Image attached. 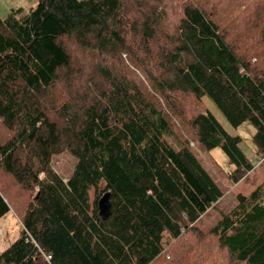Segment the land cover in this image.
I'll return each instance as SVG.
<instances>
[{
	"label": "trees",
	"instance_id": "1",
	"mask_svg": "<svg viewBox=\"0 0 264 264\" xmlns=\"http://www.w3.org/2000/svg\"><path fill=\"white\" fill-rule=\"evenodd\" d=\"M242 7L252 22H227L209 0H37L0 19V173L20 187L0 181V219L13 209L23 223L0 264H153L172 239L199 234L225 191L189 140L168 141L158 95L178 114L188 110L176 95L198 99L190 124L200 145L226 154L233 183L254 169L264 158V0ZM205 96L232 125L255 126L254 157ZM65 151L77 158L68 179L53 166ZM208 233L226 252L218 264H264V181Z\"/></svg>",
	"mask_w": 264,
	"mask_h": 264
},
{
	"label": "rangeland",
	"instance_id": "2",
	"mask_svg": "<svg viewBox=\"0 0 264 264\" xmlns=\"http://www.w3.org/2000/svg\"><path fill=\"white\" fill-rule=\"evenodd\" d=\"M245 1L246 0H209V3L213 2L215 4L216 14L226 18L227 22L234 16L241 20L250 17L252 22L254 12L253 10H247L245 7H242ZM36 5L37 0H0V19H5L12 9L22 8L27 11ZM243 22V24H245V21ZM240 28L244 31V34L252 30L250 25L247 27L240 25ZM70 50L74 56V62L76 60L81 61V57L78 58L80 54L77 50L73 49V47H70ZM140 80L150 88V83L147 80L143 78ZM192 96V94L181 97L175 96L178 102L181 101L185 109L188 110L187 114H178L170 109L164 94L158 95V98L162 102L160 106L165 109L174 127V134L168 137V141L177 147L180 142L189 140V145L195 150L198 157L211 172L213 177L221 183L220 186L225 191V194L216 203L214 208L210 209L196 224L197 228L200 230L199 234L194 232L187 233L186 231V233L178 239H172L171 242L166 245L163 256L153 264H171L174 260H180L181 264H218L217 262L225 256L226 252L224 249L220 248L217 237L209 233L207 234L209 228L216 223L223 213L229 212L237 204V195L239 193L248 194L264 181L263 157L258 156L257 160H255L256 165L254 169L242 180L233 183L227 176L232 170L233 165L229 162L223 150L220 147L208 150L199 144L195 130L190 124V120L195 113L193 108L198 106L199 101L196 97ZM204 100L208 108L212 110L231 134L241 135L244 138L241 143L242 148L248 156L254 157L256 155L254 149L255 145L251 136L256 131L255 126L250 121L244 122L238 127L232 125L208 96H205ZM0 134L5 135L7 132L0 127ZM76 161V156L65 151L54 157L53 166L64 178L68 179L74 170ZM0 181L9 185L8 191L19 193L18 189L20 187L10 176L0 173ZM91 197L92 200L95 199L94 189L91 190ZM0 228L3 229V234L0 236V250H4L19 237L23 229V223L18 213L11 209L6 216L0 219Z\"/></svg>",
	"mask_w": 264,
	"mask_h": 264
},
{
	"label": "water",
	"instance_id": "3",
	"mask_svg": "<svg viewBox=\"0 0 264 264\" xmlns=\"http://www.w3.org/2000/svg\"><path fill=\"white\" fill-rule=\"evenodd\" d=\"M100 215L103 218H108L111 214L110 193L106 192L99 200Z\"/></svg>",
	"mask_w": 264,
	"mask_h": 264
},
{
	"label": "built area",
	"instance_id": "4",
	"mask_svg": "<svg viewBox=\"0 0 264 264\" xmlns=\"http://www.w3.org/2000/svg\"><path fill=\"white\" fill-rule=\"evenodd\" d=\"M2 234H3V229L0 228V236H1ZM46 258H47L48 260H50V259H51V256H50V255H47Z\"/></svg>",
	"mask_w": 264,
	"mask_h": 264
},
{
	"label": "bare ground",
	"instance_id": "5",
	"mask_svg": "<svg viewBox=\"0 0 264 264\" xmlns=\"http://www.w3.org/2000/svg\"><path fill=\"white\" fill-rule=\"evenodd\" d=\"M99 203V202H98Z\"/></svg>",
	"mask_w": 264,
	"mask_h": 264
}]
</instances>
